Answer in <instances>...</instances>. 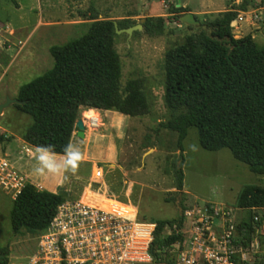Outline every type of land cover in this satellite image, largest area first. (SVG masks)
I'll use <instances>...</instances> for the list:
<instances>
[{
    "label": "rangeland",
    "instance_id": "rangeland-1",
    "mask_svg": "<svg viewBox=\"0 0 264 264\" xmlns=\"http://www.w3.org/2000/svg\"><path fill=\"white\" fill-rule=\"evenodd\" d=\"M169 1L179 7L189 6L203 21L230 9L233 0ZM241 1L235 0V3ZM94 13H98V19L119 22L130 18L137 24L145 22L149 16L165 17V28L160 35H149L144 28L130 36L127 33L115 35L123 67L122 85L129 79L143 80L151 108L146 115L127 116V122L119 123L121 132L116 135V157L108 164L101 162L105 165L109 192L124 202V212L134 215L138 209L139 217L148 222L176 219L185 209L212 203L233 208L236 223H240L249 213L238 206L241 190L249 184L264 186V177L253 173L228 148L207 150L202 147L196 127L188 130L181 158L177 133L160 126L170 117L164 101L166 53L194 32L169 13L164 0H0V27H4L0 30V105L18 99L23 85L51 69L55 62L51 48L86 34ZM242 14L243 20L233 27L234 36L239 38L252 33L263 46L264 0H252ZM32 122L33 118L21 112L16 103L11 102L0 114V135L6 139L0 140V153L12 159L18 180L23 179L24 185L34 184V147L21 140ZM4 142L11 149H3ZM175 161H183L182 193L175 187ZM92 172L90 163H78L74 173H65L61 191L67 194V200L80 198L84 188L89 186ZM13 187L0 184V247L9 249L8 264H31L44 232L13 231L10 211L17 193ZM128 199L135 206H128ZM102 204L123 208L107 200ZM187 227L186 221L183 230ZM170 233V229H165L164 235ZM253 233L251 239H260L263 255V221ZM247 257L248 264L259 263L254 254Z\"/></svg>",
    "mask_w": 264,
    "mask_h": 264
},
{
    "label": "trees",
    "instance_id": "trees-1",
    "mask_svg": "<svg viewBox=\"0 0 264 264\" xmlns=\"http://www.w3.org/2000/svg\"><path fill=\"white\" fill-rule=\"evenodd\" d=\"M164 1L169 13L177 18L191 11L189 6ZM251 3L252 0H242L203 20L212 29L210 33L188 25L194 32L167 51L164 101L170 117L160 126L177 133L181 158L188 130L196 127L202 147L228 148L253 173L264 177V45L260 46L252 33L236 38L231 25ZM91 19L94 20L86 34L51 48L55 61L51 69L20 88L21 103L16 106L33 118L23 133V139L32 146L54 145L55 153L63 154L84 108L115 110L131 117L150 112L143 80L129 79L122 85L123 67L116 48L114 20L98 19V13ZM118 24L125 28L137 22L126 18ZM143 28L149 35H160L165 17L149 16ZM0 140L6 139L0 135ZM174 173L175 187L182 193L183 161L174 162ZM66 200L63 191L52 192L26 183L13 199V231L44 232ZM238 206L249 212L238 225L247 245L255 230L254 217L264 208V186L245 185ZM152 222L156 224L153 263L174 261V244L183 238L184 210L176 219ZM256 223L260 225L261 221ZM167 228L171 233L164 235ZM8 256L9 249L0 247V264H8Z\"/></svg>",
    "mask_w": 264,
    "mask_h": 264
},
{
    "label": "built area",
    "instance_id": "built-area-1",
    "mask_svg": "<svg viewBox=\"0 0 264 264\" xmlns=\"http://www.w3.org/2000/svg\"><path fill=\"white\" fill-rule=\"evenodd\" d=\"M241 13L238 22L243 20ZM90 110L93 114L87 116ZM82 113L86 130L97 131L101 127L99 112L84 108ZM18 178L12 159L1 152L0 184L14 186L15 197L24 187L23 179ZM104 200L124 205L109 192L104 167L97 164L82 196L59 206L51 225L40 237L31 264H248L251 253L258 257V264H264L260 239L253 238L245 245L233 208L208 203L185 209L188 227L183 230L182 240L174 244V261L153 263L151 248L156 224L141 219L138 209L129 215L124 206H108L102 204ZM128 203L134 205L130 199ZM254 220L258 230L256 222H264V208Z\"/></svg>",
    "mask_w": 264,
    "mask_h": 264
},
{
    "label": "crops",
    "instance_id": "crops-1",
    "mask_svg": "<svg viewBox=\"0 0 264 264\" xmlns=\"http://www.w3.org/2000/svg\"><path fill=\"white\" fill-rule=\"evenodd\" d=\"M234 3L235 0H233L231 4ZM186 5L189 4L186 2ZM191 11L195 15H198L197 11H194L192 9ZM3 29L4 27H2V30ZM93 110L95 112H99V114L101 115L102 118L101 127L97 131L86 130L84 138H81L77 135V131H78L77 128L73 134L71 144L75 145V147L78 148L82 154V159L79 162V164L90 163L91 167H94L95 165L98 164L103 166L105 170V165L102 164L101 162H105L108 164L109 162L115 159L116 151H117L116 135H119V133L121 132L119 123H123L125 121L127 122L128 115L122 114L115 110H103V109H93ZM83 117L84 115L82 113L80 118ZM21 140L25 141L23 138ZM19 144L20 146H22L21 142ZM33 147L35 152L36 147L35 146ZM3 149L9 150L11 148L10 145L7 146L6 143L4 142ZM56 158L57 160H62L63 154H56ZM91 162H93V164ZM35 166L36 165L34 161V167ZM64 178H65V173L61 175H51V174L37 175L34 173V185H36L40 189H46L52 192H59L61 191V186L64 182ZM86 188L87 186L84 188V190Z\"/></svg>",
    "mask_w": 264,
    "mask_h": 264
},
{
    "label": "clouds",
    "instance_id": "clouds-1",
    "mask_svg": "<svg viewBox=\"0 0 264 264\" xmlns=\"http://www.w3.org/2000/svg\"><path fill=\"white\" fill-rule=\"evenodd\" d=\"M35 161L34 173L37 175H61L66 172H75L82 154L78 148L71 143L63 149V159L57 160L54 145L37 146L33 153Z\"/></svg>",
    "mask_w": 264,
    "mask_h": 264
},
{
    "label": "water",
    "instance_id": "water-1",
    "mask_svg": "<svg viewBox=\"0 0 264 264\" xmlns=\"http://www.w3.org/2000/svg\"><path fill=\"white\" fill-rule=\"evenodd\" d=\"M179 3V1H178ZM178 6V4H177ZM180 21L185 23L186 25L192 26L195 29H204L206 30L208 33H210L212 31V29L210 27H208L207 24L202 23V21L200 19L197 18V16L192 12L189 11L185 14H183L180 17ZM144 23V22H143ZM143 23H138L129 27H125V28H120L118 21L114 20V25H115V29H116V33H127L129 36L136 30H141L143 29ZM238 24V20L234 19L232 22V27L236 26ZM16 103L19 104L21 103V101L19 99H14V100H9L3 104L0 105V114L3 112L4 108L6 106H8L10 103ZM76 126L78 128L77 131V135L81 138L85 137V132H86V127H85V122L83 118H79L77 120ZM261 212H263L261 210Z\"/></svg>",
    "mask_w": 264,
    "mask_h": 264
},
{
    "label": "bare ground",
    "instance_id": "bare-ground-1",
    "mask_svg": "<svg viewBox=\"0 0 264 264\" xmlns=\"http://www.w3.org/2000/svg\"><path fill=\"white\" fill-rule=\"evenodd\" d=\"M92 114H93V111H88V112L86 113L87 116H91Z\"/></svg>",
    "mask_w": 264,
    "mask_h": 264
}]
</instances>
